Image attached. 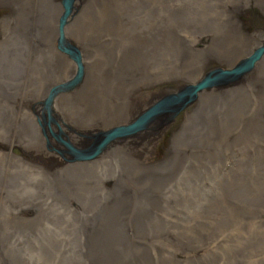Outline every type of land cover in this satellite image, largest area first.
Segmentation results:
<instances>
[{"label":"rangeland","instance_id":"obj_1","mask_svg":"<svg viewBox=\"0 0 264 264\" xmlns=\"http://www.w3.org/2000/svg\"><path fill=\"white\" fill-rule=\"evenodd\" d=\"M135 1L127 0L129 4ZM173 1L165 0L168 8L169 2H176ZM191 1L183 0L180 4L184 7L180 8L189 12ZM204 3L214 8L213 15L204 14L203 22L215 17L224 28L234 18L244 34H259L264 30V6L259 5V0ZM110 7L117 9L113 3ZM176 13L174 8L170 9L172 16L165 18V44L176 41L186 44L187 64L165 45V65L162 59L155 66L146 63L128 67L130 59L124 54L110 52L100 43H90L87 51L103 66L106 83L104 87L98 86L99 78L92 75L89 95L99 88L98 101L109 114L100 113L101 118L107 119L92 133L82 131L81 127V130L71 127L67 130L59 122L62 130L78 141L77 145L89 144L82 135L93 136L113 126V122L131 120L141 113L140 109L198 80L212 67H231L235 57L248 55L264 38L262 33L255 41L225 43L220 38L221 43L217 44V40L215 45L212 34L204 31L205 28L200 27L198 32L194 27L187 28L186 15L178 19ZM12 14L11 5L0 0V19L6 20L0 26V37L2 28L9 36L15 32L9 29ZM123 30L116 34L122 35ZM9 36L4 39L1 54L8 50ZM116 40L120 45L119 36ZM53 49L59 52L55 45ZM250 72L211 92L203 90L197 102L178 112L171 121L163 119L156 130L137 138L132 147L106 149L86 163L47 164L45 159L51 151L43 141L39 144L40 152L37 151L43 158L27 159L23 149L33 145L27 143L29 132L24 127L6 137L12 139L1 138L0 153H8L10 157H6L9 160L5 165L2 161L5 158L0 155V170L10 171L9 177L19 183L16 187L20 194L25 195L23 185L28 183L35 189V196L30 200L17 199L0 188V264H92L98 257L100 260V238L107 235L124 238L116 249L121 264H264V95L259 90L264 88V68L256 64ZM52 81L53 78L44 79L46 89L59 82ZM19 82L22 89L17 96L24 99L32 95L26 82L21 79ZM35 82L42 84L38 77ZM72 91L62 94L68 96ZM129 92L131 99L137 101V108H128L127 113L113 117L110 111L122 107ZM204 96L208 102L201 101ZM3 97L4 88L0 84V112L6 108ZM78 97L67 98L64 108L82 109L76 101ZM32 103L36 104L25 98L22 104L12 108L22 113ZM59 109L63 108L59 106ZM85 113L89 114L87 110ZM32 114L36 125L35 113ZM81 122L88 124L83 119ZM38 133L42 139L39 128ZM9 140H13L12 145ZM122 148L128 149L125 154ZM70 170L77 180H81L77 173L87 174L83 184L97 186L91 190L92 196L87 197L88 192L83 188L80 194L76 185L70 183ZM9 182L13 183L10 179ZM238 206L241 207L236 212L231 210ZM108 210L119 215H110L111 223L104 227L100 220L109 219ZM97 216L100 220H96ZM113 229L118 232H112Z\"/></svg>","mask_w":264,"mask_h":264},{"label":"bare ground","instance_id":"obj_2","mask_svg":"<svg viewBox=\"0 0 264 264\" xmlns=\"http://www.w3.org/2000/svg\"><path fill=\"white\" fill-rule=\"evenodd\" d=\"M2 1L9 3L12 7V11H13L12 17H10L11 15H8V17H10L9 24L11 22L9 29H14L15 32H13L11 36H9L6 34L7 31H5V28L1 29L0 48L3 45L4 39L7 36H9V40L7 42L9 43V47L5 54L4 53L1 54L2 48L0 49V59H3L0 62L2 63L0 65V84L4 88L3 100L6 103V108L4 109V111L0 112V139L1 138L5 139L6 137H8V135L13 136V133L15 134L16 130H18L21 127L22 128L24 127L29 132L28 137L30 142L27 143L29 145L30 144L33 145L31 148L30 146H27V148L23 149V152L25 153L27 159H38L40 161L41 158L43 157H41L38 153L40 152L39 144H41V142L43 141L44 146L46 147L45 141L46 138H48L50 143H52L53 146L55 147V151L49 150L46 147L47 150L51 151V154H49L48 159L47 158L45 159L46 163L49 165L56 164L59 161L73 163L71 159V155L69 154L68 150H66V147L63 144L55 141L52 137H50L47 134L44 125L43 126L39 125L42 123L40 112L36 113L35 110L37 108L39 111V107H41L42 99L45 97L46 93L48 92V89L52 85H54L52 84L46 89L44 86V79L53 78L52 82L55 83L56 81H59L56 83H61L63 81L70 79L74 74V70H75V66L69 64L66 61V59L71 61L70 58H68L64 53L57 52L53 49L57 37V29H56L57 21L59 15L62 12V8L59 5L60 0H2ZM174 1L176 2L175 3L169 2V8H168V4L165 3V0H151V1L143 0L141 2L140 0L139 1L136 0L134 3L131 4H129L127 0H116V3L115 0H101L100 2L97 0H72L70 15L67 17V22L63 25V35L65 40L70 45L75 46L79 51L83 65H82L80 82L72 88L74 89V91H72V89L66 90V91H72V93L69 94L68 96H63L62 92H60V94L58 93L54 95V97L51 100L52 101L50 105L52 110L51 114L57 124L60 125L59 122H61L67 130H70L68 127H71L78 130L82 129V131H87V132L89 131L92 133L96 129L101 128L102 127L100 125L101 122L107 119V118H101L102 116L100 115V113L104 114L107 110L103 106V104H101L98 101L97 93L99 91V88H95L94 94L89 95V88L91 86L90 82L92 79V75H96L99 78V82L103 81L102 83L98 82L97 83L98 86L104 87V84L106 83L103 76V71H104L103 66L96 59L92 58L94 55L91 54L90 51H87L88 46H91L90 44L91 42L98 44L100 43L102 47L108 49L110 52L114 51L122 55L124 54L127 60L130 59V64L127 63L128 67L141 66V65L143 66L146 65V63L154 64L153 66H155V64H158L159 61L162 59L164 60V65H165V45L167 46L170 52H173V54L177 57L178 60H180L184 64H187L185 63V61H188L186 57L188 55L187 54L188 52H186L184 48L186 44L184 45L183 43H180V41H176L175 43L169 42V44H165V18L170 19L169 16L171 15L170 9L173 10V8L177 12L176 13L177 16H175L176 18L178 17L180 18L183 15H186L184 16L185 18L184 17L183 18L184 21L186 20L188 21L187 28L192 29V27H194L195 29L193 30L198 32L201 31L200 27H202L205 28L204 31L211 33L213 37L212 44L215 45H216V41L219 40L220 38H223L222 40H224L225 43H231V41L232 42L234 41L233 43H236L242 40L255 41L257 38L256 36L259 35L260 33H262V36L264 37V30L259 31L260 32V33L258 32L259 34L256 33H254V35L244 34L237 26L236 24L237 22L233 20L234 18L230 19L231 22H229V27L226 26L224 28H221L218 25L219 22L216 21L215 17L213 19L208 20V22L207 21L203 22L202 18L204 14L208 13L209 15H213L212 10L214 6H207L204 3L207 0L206 1L192 0L191 1L192 7L190 9L191 11L189 10V12L187 11V13L186 11H184V9L180 8V7H184L183 6L184 4L182 5L180 4L181 2H183V0H174ZM228 1L230 2L232 1L233 4L235 0H228ZM111 3L117 6L116 10H113L110 7ZM170 3H172L173 5ZM260 4L262 5L261 7H263L264 0H259V5ZM165 13L168 15H166ZM189 16H192L193 18L191 19V17ZM4 21H6L4 18L0 19L1 22L0 26H2ZM120 29H124L125 31L123 30L124 32L122 33V35L116 34ZM90 35H94V36H90ZM116 36H119L120 45L115 43ZM70 37H72L74 41ZM90 37H92L93 40H90L89 39ZM263 41L264 38L263 39L261 38L260 41H258V45L256 47L260 46ZM218 43H221V41L220 40L217 41V44ZM256 47H254L250 51V53ZM228 51L230 53H233L234 50L232 48L230 49L228 48ZM250 53H248V55ZM139 54L141 58H143V56L146 57L145 55L148 56L144 60H142L139 57ZM160 54L162 55L164 54V56L161 58L162 55ZM248 55H245L243 58L239 56L235 57L236 61L234 64H232V66L235 65L240 60L246 58ZM197 60H199V58H197ZM256 64L257 67L260 66V68H264V52L261 58L257 62H255L253 66H255ZM162 65L163 64L161 63V66ZM252 68L254 69V67ZM145 69L146 68H144L143 70ZM250 73L251 72H249L248 74ZM36 77L39 78L42 84L35 82ZM19 79L24 80L26 82V85L28 87L27 90L32 89L31 90L32 95L25 96L26 101L36 102V104L32 103L31 108H29L28 110L24 109L22 113H18L16 112V110H14V107L12 108V106H15L16 104H22L23 100L25 99V98L22 99V97L17 96L20 90L22 89L20 87L21 82L18 83ZM194 81H192L191 83H193ZM233 81H237V80L235 79L230 80L228 82L221 84V86H225L226 84H229ZM218 86L211 87L207 90L205 89V91L211 92L219 88ZM259 90L264 95V88H260ZM205 91L202 90L200 93L197 94L196 97L197 101L200 99V96ZM79 95L80 97H78L76 101L78 102V106H80L82 109L76 106L74 109H71L72 108L71 106L64 108L65 103H67L66 100L67 98H72ZM130 95H131L130 92L126 95L125 97L126 103L122 107L117 106L116 108H114V110L110 111L111 114L114 115L113 117H116L115 114H117V116H120L123 113H127L128 108H134V109L137 108V104H138L137 101H134L133 98L131 99ZM64 100L66 101L64 102ZM155 100L156 99H154L153 101ZM201 101L208 102V98L204 96L201 98ZM9 106L11 108H9ZM59 106L63 109L60 110ZM84 109L87 110L89 114H86ZM143 110L140 109V112H142ZM33 112L35 113L34 114L35 123L39 128L42 139L39 138L38 128L34 124L32 117ZM62 115L65 116L64 117L65 119L63 118ZM137 115H135L131 120H126L127 122L125 121L124 123H118L117 121L113 122V126L111 127L108 126L109 124H107L106 126L109 127L108 129H106L105 131L94 133L93 136H90L91 134L82 135V137H84L89 142L87 146L77 145L78 141L75 138L68 136L67 133L63 130L66 136V138L64 139L69 141L72 150H74L76 147L86 148L89 147V145H91L92 143L99 140L98 139L99 134L101 133L103 134L107 132L109 129H111L114 126L115 127L123 126L131 122L133 119H135ZM164 118H165L164 115L156 116L153 121H151L148 125H145L142 129L135 132L134 134L119 137L114 139L113 141H110L99 152V154L94 157V159L98 158L106 149L108 150L109 148L115 149L117 147H124V148L132 147L133 144L136 142L137 138H142L140 136L147 135L150 132H152L155 129V127H157L163 121ZM82 119L84 123H88V124H82L81 122ZM67 120H69V122ZM185 124L186 122H184V125ZM49 125L52 131H56L57 127L54 121L53 122L50 121ZM184 128H186V126H184ZM42 129L45 132H43ZM6 139H12V138H6ZM61 139L63 140V138ZM9 141H10V145H12L11 141L13 140H9ZM124 148H122V152L124 151L123 154H125L126 151L128 150ZM10 149L12 150V148ZM0 155L5 158L2 159V161H4L3 164L5 163L6 165V160H9V158L6 157H10L8 156L9 154L0 153ZM72 171L73 170L68 171V175H70L68 178L70 183L76 185V190H79L80 194L83 188L88 192L87 193L88 195L86 194L87 197L92 196L91 190H94L97 186L95 187L94 185H88L89 187L88 188L86 185L83 184L85 179L87 180V178L85 177L87 174L76 172L81 176L80 177L81 180H77V176H75ZM9 173L10 171L7 169L0 170L1 190L10 193L11 195L10 194L9 195L11 197H15L17 199L19 198L25 200L32 199L35 196V189L33 188V186L28 183L24 184L23 191L25 195L20 194L16 187L17 185H19V183L14 182L13 179L9 177ZM9 179L13 182L12 184L9 182ZM88 182H90V180L87 181V183ZM39 195H41V193ZM239 199L242 201L244 200L243 198H239ZM92 205L94 204L92 203ZM240 207L241 206L233 207L231 210L236 212ZM101 210L104 209L101 207ZM107 213L109 215L108 220L102 221L99 219L98 216L96 219V220H100L104 227L109 222L111 223L110 215H112L113 213H115V216L119 215L117 212H111L109 210ZM117 230L118 229L116 230L113 229L112 232L117 233L118 232ZM100 239L102 240V247L100 249L97 246V248H98V256H101V258L99 260L98 257L94 262H92V264H95L96 262H97L96 264H110V262H112L113 260L115 261V264H121L120 261H117L116 256L118 255V251H116V249L119 248L118 246L124 241V238L121 235H112V236L107 235V236H102V238ZM112 246H114L115 249H112Z\"/></svg>","mask_w":264,"mask_h":264},{"label":"water","instance_id":"obj_3","mask_svg":"<svg viewBox=\"0 0 264 264\" xmlns=\"http://www.w3.org/2000/svg\"><path fill=\"white\" fill-rule=\"evenodd\" d=\"M60 6L62 12L57 21V37L55 47L59 52L64 53L71 59L75 66L74 74L72 77L61 83L52 85L45 97L41 101V107L39 108L41 121L40 126L44 125L47 134L55 141L63 144L71 155L73 163H86L94 159L96 155L105 147L107 143L113 141L116 138L126 135H132L135 132L142 129L145 125H148L154 120L156 116L164 115V121H171L174 116L184 108L190 106L196 100L197 94L202 90L209 89L214 86L221 85L230 80L236 79L239 76L250 72L264 52V41L258 47H256L246 58L240 60L235 65L229 68L212 67L201 78L182 86L180 89L164 94L157 99L153 104L145 108L139 113L135 119L131 122L123 125L112 127L105 133L99 134V140L89 145L86 148H75L72 150L70 143L66 138L62 128L57 124L51 114V100L54 95L72 89L76 84L80 82L82 71V59L79 51L73 45H70L64 38L63 25L67 22V17L70 15L72 0H60ZM56 124V131H52L49 123ZM43 130V129H42ZM43 132H45L43 130ZM63 138V140L61 138ZM45 145L49 150L55 151V147L46 138ZM68 154V155H69ZM70 159V160H71Z\"/></svg>","mask_w":264,"mask_h":264},{"label":"flooded vegetation","instance_id":"obj_4","mask_svg":"<svg viewBox=\"0 0 264 264\" xmlns=\"http://www.w3.org/2000/svg\"><path fill=\"white\" fill-rule=\"evenodd\" d=\"M219 68H221V67H219ZM56 84V83H55Z\"/></svg>","mask_w":264,"mask_h":264}]
</instances>
